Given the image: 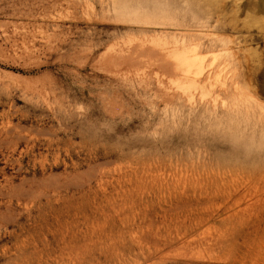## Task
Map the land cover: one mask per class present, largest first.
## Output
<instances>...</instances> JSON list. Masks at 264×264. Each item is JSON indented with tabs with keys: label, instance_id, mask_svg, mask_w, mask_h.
Segmentation results:
<instances>
[{
	"label": "rangeland",
	"instance_id": "obj_1",
	"mask_svg": "<svg viewBox=\"0 0 264 264\" xmlns=\"http://www.w3.org/2000/svg\"><path fill=\"white\" fill-rule=\"evenodd\" d=\"M5 128L0 264H264V0H0Z\"/></svg>",
	"mask_w": 264,
	"mask_h": 264
},
{
	"label": "bare ground",
	"instance_id": "obj_2",
	"mask_svg": "<svg viewBox=\"0 0 264 264\" xmlns=\"http://www.w3.org/2000/svg\"><path fill=\"white\" fill-rule=\"evenodd\" d=\"M204 59H205V57L203 56L201 50L195 47V48H193V50L184 52L182 55H180L178 57V61L177 62L179 63L180 68L182 67L184 69L185 73L187 71H188L187 72L188 74H190L192 71L193 72L195 71V72L200 73V72L203 71V69L205 67V65H204ZM186 74H184V75H186ZM190 78H191V76H190ZM186 80H188V79H186ZM189 82H191V81H189ZM193 83H195V84L198 83L197 79H194L193 80ZM203 92H204V90H203ZM10 132H11V130L8 129V128H5L3 130H0V139L3 138L5 135H8Z\"/></svg>",
	"mask_w": 264,
	"mask_h": 264
}]
</instances>
